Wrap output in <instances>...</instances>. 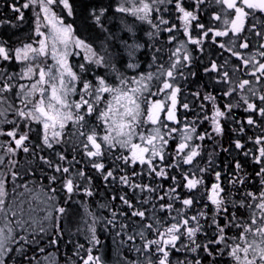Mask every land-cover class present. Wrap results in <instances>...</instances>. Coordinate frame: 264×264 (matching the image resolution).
I'll list each match as a JSON object with an SVG mask.
<instances>
[{
  "label": "snow or ice",
  "instance_id": "obj_1",
  "mask_svg": "<svg viewBox=\"0 0 264 264\" xmlns=\"http://www.w3.org/2000/svg\"><path fill=\"white\" fill-rule=\"evenodd\" d=\"M0 264H264V0H0Z\"/></svg>",
  "mask_w": 264,
  "mask_h": 264
}]
</instances>
